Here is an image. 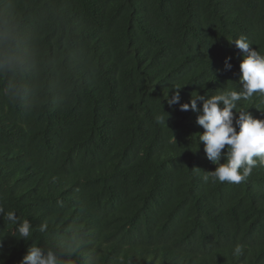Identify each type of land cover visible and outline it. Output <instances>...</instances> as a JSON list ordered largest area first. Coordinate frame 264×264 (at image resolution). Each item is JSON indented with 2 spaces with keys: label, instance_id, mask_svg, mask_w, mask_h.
Masks as SVG:
<instances>
[{
  "label": "trees",
  "instance_id": "trees-1",
  "mask_svg": "<svg viewBox=\"0 0 264 264\" xmlns=\"http://www.w3.org/2000/svg\"><path fill=\"white\" fill-rule=\"evenodd\" d=\"M241 35L264 54V0H0V207L34 228L0 216V264H264V167L205 182L197 113L167 102L238 91Z\"/></svg>",
  "mask_w": 264,
  "mask_h": 264
},
{
  "label": "clouds",
  "instance_id": "clouds-1",
  "mask_svg": "<svg viewBox=\"0 0 264 264\" xmlns=\"http://www.w3.org/2000/svg\"><path fill=\"white\" fill-rule=\"evenodd\" d=\"M229 42L243 53L238 91L223 90L208 98L192 93L190 102L180 103L177 89L174 95L168 96L167 102L170 107L178 104L181 111L191 109L197 113L196 123L204 130L199 133V147L203 143L207 159L216 165L214 171L206 172L203 180L208 182L211 178L212 182L239 184L251 175L254 167H264V119L254 117L249 111H237L238 101L249 100L257 93L264 95V54L252 48L246 36ZM230 60L228 57L225 61L229 69L232 67ZM197 101H202V107ZM158 119L162 120V117ZM0 216L15 228L13 235L17 239H32L34 228L28 219L3 207H0ZM48 228L49 223L44 221L35 231L46 233ZM240 253L241 247L237 245L234 254ZM21 264H62V261L54 250L45 251L33 245Z\"/></svg>",
  "mask_w": 264,
  "mask_h": 264
}]
</instances>
